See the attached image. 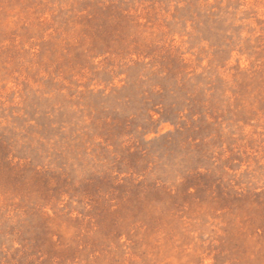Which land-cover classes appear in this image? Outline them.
I'll use <instances>...</instances> for the list:
<instances>
[{"label": "rangeland", "instance_id": "1", "mask_svg": "<svg viewBox=\"0 0 264 264\" xmlns=\"http://www.w3.org/2000/svg\"><path fill=\"white\" fill-rule=\"evenodd\" d=\"M0 264H264V0H0Z\"/></svg>", "mask_w": 264, "mask_h": 264}]
</instances>
